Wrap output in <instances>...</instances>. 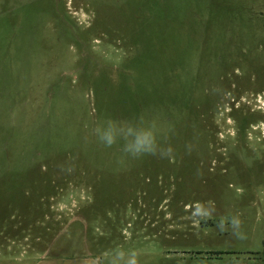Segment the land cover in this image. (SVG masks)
Segmentation results:
<instances>
[{"label":"rangeland","instance_id":"1","mask_svg":"<svg viewBox=\"0 0 264 264\" xmlns=\"http://www.w3.org/2000/svg\"><path fill=\"white\" fill-rule=\"evenodd\" d=\"M120 250L264 264V0H0V264Z\"/></svg>","mask_w":264,"mask_h":264},{"label":"clouds","instance_id":"2","mask_svg":"<svg viewBox=\"0 0 264 264\" xmlns=\"http://www.w3.org/2000/svg\"><path fill=\"white\" fill-rule=\"evenodd\" d=\"M95 131L99 141L105 147H112L116 144L118 136L122 138L124 144L121 151L134 159L146 154H159L162 157H166L172 152L171 148L158 147L155 134L151 127L142 128L133 124L117 127L114 121L109 120L103 130L97 128ZM68 170L70 171L71 169ZM231 223L234 229H238L241 221L234 217ZM109 264H138V253L135 250L128 253L123 250L117 251L110 258Z\"/></svg>","mask_w":264,"mask_h":264},{"label":"crops","instance_id":"3","mask_svg":"<svg viewBox=\"0 0 264 264\" xmlns=\"http://www.w3.org/2000/svg\"><path fill=\"white\" fill-rule=\"evenodd\" d=\"M58 260L55 259H47L45 261H41L35 264H59ZM62 264H99L97 261L91 258H85V259H71V260H63Z\"/></svg>","mask_w":264,"mask_h":264}]
</instances>
